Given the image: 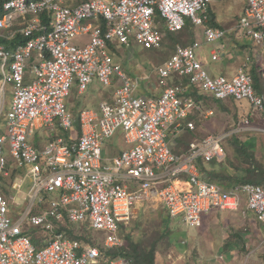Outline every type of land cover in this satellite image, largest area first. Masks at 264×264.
<instances>
[{"label": "built area", "instance_id": "1", "mask_svg": "<svg viewBox=\"0 0 264 264\" xmlns=\"http://www.w3.org/2000/svg\"><path fill=\"white\" fill-rule=\"evenodd\" d=\"M218 1L223 0H84L75 5H67V0H0V177L9 176L11 165L17 171L11 190L23 195V201L16 202L0 188V264H98L96 246H82L55 232L58 224H87L105 233L100 240L105 248H121L120 224L152 198L169 218H180L189 229L201 226L202 215L212 210L237 211L243 205L264 228L263 186L226 190L200 178L198 160L225 159L221 141L227 134L191 141L182 154L173 152L168 142L172 126L178 130L191 113L202 111L183 95V85H168L171 76L186 77L200 94L216 100H245L264 114V92L257 94L252 87L248 58L232 77L212 76L198 57L203 44L178 45L157 67L161 92L153 98L134 94L137 79L126 75L112 55L114 43L129 47L135 42L144 50H158L165 32L181 31L187 20L204 26L205 45L217 43L227 31L205 24L210 4ZM235 1L246 5L237 27L264 53V0ZM97 20L103 27L94 24ZM18 35L23 41L9 47ZM84 35L88 41L76 44ZM210 54L216 61L218 52ZM33 58V80L26 83ZM115 77L121 86L113 101L101 102L98 112L80 111L79 135L65 137L75 122L66 106L73 85L83 92L94 79L109 86ZM7 86L11 100L5 109ZM185 123L194 129L192 122ZM40 130H46L50 140L37 148L33 135ZM117 135L126 148L104 159L103 144ZM28 228L52 237L38 238L36 246ZM108 263L130 264L123 257Z\"/></svg>", "mask_w": 264, "mask_h": 264}, {"label": "rangeland", "instance_id": "2", "mask_svg": "<svg viewBox=\"0 0 264 264\" xmlns=\"http://www.w3.org/2000/svg\"><path fill=\"white\" fill-rule=\"evenodd\" d=\"M69 3L74 4L75 0H71ZM69 3L66 2L68 5ZM244 6L245 3L235 0H223L217 2L215 5L214 3L211 4L214 12L212 14L217 16L216 22L219 28L227 31L225 38L222 39L223 41H218L213 44L212 47L205 45V37L203 35L204 26H193L187 20L184 30L182 29L181 31L166 35L163 44L158 50H144L135 42H132L129 47L114 43L113 46L115 49H118V52L112 55L115 61L121 65L124 73H127L133 79L134 77H147L143 82H139L138 91H140L141 95H146L143 92L144 84H148L149 81H157V65L165 62L172 55L176 46H185L194 40L203 44L199 50V54H209V50L211 49H215L218 54H230L232 51H234L235 54H241V52L248 54L249 52L247 50L243 51V48H249L252 51L251 54H262L259 58V67L264 68L263 49L249 45L248 42L250 41L244 38L245 35L243 30L237 27ZM81 39V41L78 39L75 43L81 44L85 42L88 37L83 36ZM36 62L37 60L35 59L34 63ZM28 69L30 70V67ZM28 75L33 77L32 72L28 71ZM100 86V83L94 82L88 86L86 93L80 96H77V88L73 87L67 99L72 111L76 112L78 110L76 103L79 104L80 109L83 108L86 103H89L91 98L88 97V94L93 92L92 90H94L95 87L100 88ZM9 88L10 87L7 86L6 91L9 92ZM206 100L204 111H214V115L211 116L213 121L210 127H207L209 124L207 121L211 118L208 117V119H204L205 115H201V121L206 124L205 128H207V131L205 132L207 136L218 134L223 131L235 130L237 133L235 134V138L240 143L250 144L255 152L256 159L264 166V116H248L247 114L254 111L251 110V106L245 100L240 101V104L232 100L230 102L227 100L219 103L210 98H206ZM223 107L230 110L231 113L224 114L221 112ZM5 109H7V105ZM232 114L235 115V118H233ZM220 119L233 120L230 123L225 121L220 125ZM245 120H248L249 125L242 128V123ZM198 126H201L200 122H198ZM0 127L4 130L3 120H1ZM232 142L231 140L232 145L230 144V146H233L234 143ZM105 143L102 146V152H106ZM107 143L110 144L111 142L108 141ZM233 148L234 147L228 151L227 158L234 166H237L240 162L234 156ZM5 149L6 158L11 162V158L7 151V144H5ZM225 164L226 166H230L227 161ZM15 177L16 175L14 173L11 174V170H9V176L6 182L14 180ZM11 197H14L16 202L23 201L21 197L17 200L16 197L18 196L15 197L13 194H10L9 198ZM240 210L243 213L247 212L244 205L241 206ZM240 210L227 212L226 214L230 213L239 216ZM212 211L202 215V222L204 216L210 214ZM250 218H252V215ZM248 221L242 220L238 227L220 225L207 229L201 224V227L189 229L180 221V218H169L159 201L152 198L145 203L137 205L133 209L131 217L125 225L128 228L126 233L131 234L136 242L140 240L143 246L147 248L155 245L156 264H264V228L256 220L254 221V217L253 220L248 219ZM82 227L84 228L85 235L90 239L89 241L98 246L100 240L105 236V233L103 231L90 230L86 226ZM29 230H31V228H28V231ZM74 232L77 233L78 230L74 228ZM165 232H168V234H164ZM41 234L42 233L39 232L34 235L38 236V238L46 237L45 234ZM191 234H197L195 242L191 240ZM204 234L206 236L205 239L203 237ZM223 237H225L226 242L231 241V244H236L235 254H232L229 249L223 248V244H221L223 243ZM200 238L203 239V241L197 243ZM204 240H207V242ZM183 241L185 242L183 243ZM247 258H249L248 262H246Z\"/></svg>", "mask_w": 264, "mask_h": 264}, {"label": "crops", "instance_id": "3", "mask_svg": "<svg viewBox=\"0 0 264 264\" xmlns=\"http://www.w3.org/2000/svg\"><path fill=\"white\" fill-rule=\"evenodd\" d=\"M71 1V0H67V3H69V2ZM81 1H84V0H75V3L74 4H71V3H69V5H75V4H78L79 2H81ZM218 2H220V1H218ZM238 2V1H237ZM217 2H214V5L216 4ZM241 3H245V2H241ZM213 4V3H212ZM68 5V4H67ZM245 7H246V5L244 6V8H243V11H244V9H245ZM214 13L213 12V10H212V7H211V4H210V6H209V8H208V13ZM243 13V12H242ZM214 15V14H213ZM215 16V21H217L216 20V18H217V16L216 15H214ZM241 17V16H240ZM27 19H31V17H28V18H26V20ZM43 20H44V18H43ZM94 24H96V25H99V26H102L103 27V23L101 22V21H95L94 22ZM205 26H207V24L205 25ZM219 27V26H218ZM219 29H221V28H219ZM165 34H166V32H165ZM84 36H87V35H84ZM83 37V36H82ZM81 37V38H82ZM88 37V36H87ZM80 38V41L82 40ZM244 38H247L249 41H251L252 39L250 38V37H245L244 36ZM88 39H89V37H88ZM88 39L85 41V42H82L81 44H79V45H83V44H85L87 41H88ZM251 39V40H250ZM164 41V40H163ZM194 41H196V40H194ZM193 41V42H194ZM223 41V40H222ZM253 41V40H252ZM12 42H10L9 44H8V46L9 47H11V48H13L10 44H11ZM163 44V43H162ZM191 44V43H190ZM189 45V44H188ZM182 46V45H181ZM184 46V45H183ZM205 46V45H204ZM207 46H209V47H212L213 45H207ZM143 49V48H142ZM111 50H112V53L113 54H116V52H118V49H115L114 48V46H113V44L111 45ZM215 49H211V50H209V54H198V57H199V60H200V62H201V64H202V66L212 75V76H225V77H227V78H230V77H232L233 75H235V73L237 72V69H238V67L242 64V63H244L245 61H246V58H248V67L246 68V71H247V69L248 68H250V66H251V64L252 63H256V65H260V56L262 55V54H244V52L242 53L241 52V54H235V52L234 51H232V53H230V54H217V56H218V58H217V60L216 61H212V59H211V54H210V52H212V51H214ZM216 50H218V49H216ZM147 51H150V50H147ZM34 61H35V58H33L30 62H29V64H28V68L30 67V70L27 68V71H26V76H25V81H26V83H29V82H31L32 80H33V77L32 76H29L28 75V71L29 72H32V65L34 64ZM264 61V60H263ZM159 62V61H158ZM157 62V63H158ZM118 63V62H117ZM156 63V64H157ZM159 65H161V64H158L157 65V67H159ZM126 75H128L127 73H125ZM1 75V74H0ZM129 76V75H128ZM131 77V76H130ZM143 77V76H142ZM141 77V78H142ZM134 78H136L137 79V82H138V85L141 83V82H143L144 80H145V78H147V77H143L142 79L141 78H139V77H134ZM94 82H98L96 79H94L90 84H92V83H94ZM140 82V83H139ZM99 83V82H98ZM89 84V85H90ZM138 85H137V88H136V90H135V92H134V94L136 95V94H138L139 96H144V97H157V96H159L160 95V92H161V89L159 88V86H158V84H157V81L156 80H154V81H149V83L148 84H144V93L146 94V95H141V93H140V91H138ZM121 86V81H120V79L118 78V77H115V78H113V80H112V83H111V85H109V86H103L102 84H101V86H100V88L99 87H95V89L94 90H92L93 92H91V93H89L88 94V97H90L91 98V101L89 102V103H86V105L83 107V108H79L80 106H79V104H77L76 103V107L78 108V110L76 111V112H74V111H72V109H71V107H70V104L68 103V100L66 101V106H67V109H68V111L72 114V116H73V118H74V120H75V122H74V127H73V130H71V132L70 133H64V132H61V134L62 133H64V136L65 137H71V138H73V139H75L78 135H79V123H78V114H79V112L80 111H82V110H92V111H96V112H98V110H99V104L101 103V102H103V101H107V102H112L113 101V99H114V96H113V94H114V91H115V89L117 88V87H120ZM73 87H76L77 88V85H73ZM72 87V88H73ZM71 88V89H72ZM9 90V92L8 91H6V105H7V108H9V105H10V100H11V98H10V96H11V92H10V88L8 89ZM88 90V87H87V89L85 90V91H83V92H79L78 91V89L76 90V93H77V96H80V95H82V94H84V93H86V91ZM96 93V94H95ZM71 94V91H70V93H69V95ZM184 95V94H183ZM185 96V95H184ZM186 97V96H185ZM207 97H209V98H212V97H210V96H207ZM68 99V98H67ZM228 100V102H230L232 99H227ZM227 100H218L219 102H225V101H227ZM234 101V100H233ZM235 102V101H234ZM237 103V102H236ZM239 103V102H238ZM240 104V103H239ZM202 107V106H201ZM251 110L252 111H254V112H251V113H249V114H247L248 116H250V117H254V116H264V114H261V113H258V112H256L252 107H251ZM240 111H243V110H240ZM239 111V112H240ZM221 112H223L224 114H229V113H231V111L230 110H228V111H222L221 110ZM222 114V113H221ZM201 115H205V117H204V119H208V117L209 118H211L210 120H208L207 122L209 123L208 124V126L207 127H210V125L212 124V121H213V118L211 117V116H213L214 115V111H212V110H208V111H204V109L202 108V111L201 112H193V113H191L189 116H188V118H186L185 119V121H183V123H182V126H181V128L180 129H175L173 126L169 129V131H168V133H169V135H168V142H169V144H170V146H171V149L173 150V152H175V153H177V154H182V153H185L186 151H187V149H188V145H189V143L191 142V141H198V140H202L205 136H207V134H206V132L205 131H207V128H205V125L206 124H204L203 123V121H201ZM232 116H233V118H235V115L234 114H232ZM200 120V121H199ZM232 120L233 119H231V120H221L220 119V125H222L225 121H228L229 123L230 122H232ZM186 121H190V122H192L193 123V126H195L194 127V129L193 130H190V129H188L185 125H186ZM198 122H200L201 123V126H198ZM218 122V121H217ZM244 122V121H243ZM216 124H218V123H216ZM243 124V123H242ZM248 125H249V122H248ZM213 126V125H212ZM203 127V128H202ZM247 127V126H246ZM242 128H243V126H242ZM1 132H3V129H1V127H0V133ZM238 132V131H237ZM230 133V134H229ZM223 134H227V136L221 141V144H222V146L224 147V149H225V152H226V155H227V153H228V151H230L231 149H232V147L233 146H230V144H231V140L233 141L232 143H234V140H237L235 137V134H237L236 133V131L234 130H228V131H223V132H221V133H218V134H214V135H219V136H221V135H223ZM238 134H239V132H238ZM209 135V134H208ZM34 137H33V144H34V146L35 147H37V148H41V147H43L44 146V144L45 143H47L49 140H50V137H49V135H48V132L46 131V130H40V131H37V132H35L34 133V135H33ZM231 138H233V139H231ZM111 142L110 144H108L107 142ZM106 143H105V147H106V152H102V155H103V158L104 159H109V158H111L112 156H115V155H117V154H119L123 149H125L126 148V146H125V144H124V142H123V139H122V137H121V135H117V136H115V137H113V138H110V139H108V140H106L105 141ZM120 143V144H119ZM232 145V144H231ZM244 145H246L248 148H251L252 149V146H250V144L248 145V144H245L244 143ZM259 147V146H258ZM233 152H234V148H233ZM225 158H226V156H225ZM225 160V159H224ZM223 160V161H224ZM8 170H11V174H15V175H17V171L10 165L9 166V169ZM6 179H7V177H5V178H3V177H0V184L1 183H5V188H6V190H7V192H8V194L6 195V194H4L5 195V197L6 198H8V199H12V198H14V197H11V198H9L10 197V194H15L12 190H11V187H10V184L12 183V182H14V181H16V177L14 178V180H11V181H9V182H6ZM215 184V183H214ZM1 188V187H0ZM2 189V188H1ZM15 197H16V195H15ZM22 198L23 199V195H18V197H16L17 198V200L19 199V198ZM14 200H15V198H14ZM16 201V200H15ZM19 202V201H18ZM241 209V208H240ZM239 209V210H240ZM247 211V210H246ZM230 212H232V211H230ZM240 212V214H239V216L238 215H236V214H230V213H228V214H226L227 212H221V211H218V210H215V211H212L210 214H208V215H206V216H204V218H203V222H202V225L204 226V227H206L207 229H210V228H212V227H214V226H220V225H224V226H227V227H238V226H240V222L242 221V220H245V221H248V219H252L253 220V217H254V221L256 220V218H255V216L252 214V212H249V211H247L246 213H243V212H241V210L239 211ZM249 213V214H248ZM249 216H248V215ZM251 215H252V218H250L251 217ZM257 221V220H256ZM249 222V221H248ZM201 225V226H202ZM200 226V227H201ZM41 235H43V234H45V233H43L42 231H41ZM199 235V234H198ZM201 235V234H200ZM203 237H204V239L206 238V236H205V234L203 235ZM220 238V237H219ZM196 239H197V234H191V240L193 241V242H195L196 241ZM212 240V239H211ZM213 240H215V239H213ZM220 240V239H219ZM203 241V239H199V242H197V243H201ZM205 242H207V240H204ZM223 243H221V244H223V248H225V249H229V251L232 253V254H235L236 253V251H235V249H236V244L235 243H232L231 244V241H227L226 242V240H225V237H223ZM225 241V242H224ZM185 241H183V243H184ZM238 247V246H237ZM252 256V255H251ZM250 256V257H251ZM232 259H234V258H232ZM248 259L249 258H247V260H246V262H248ZM232 262V261H231ZM230 262V263H231ZM98 264H107V262L106 261H103V260H100L99 262H98ZM109 264V263H108Z\"/></svg>", "mask_w": 264, "mask_h": 264}, {"label": "trees", "instance_id": "4", "mask_svg": "<svg viewBox=\"0 0 264 264\" xmlns=\"http://www.w3.org/2000/svg\"><path fill=\"white\" fill-rule=\"evenodd\" d=\"M157 16L158 15L156 14V18ZM208 17L209 19L206 22V27L219 29L218 24L215 21V16L209 12ZM166 35H169V33H166L165 37ZM22 41L23 39L21 38V36L18 35L17 38L10 45L14 47ZM192 42L193 41H191V43ZM248 44L257 47L252 40L248 42ZM244 50H247L249 52L248 54L252 53L249 48H243V51ZM259 66L260 65H256V63H252L250 68H248L246 72L251 77L252 87L254 91L257 94H262L264 92V68H261ZM179 84L185 87L184 95L186 97H191L197 104L202 106V108L204 109L206 105L205 103L207 102L206 98L209 97H207V95L200 94L198 88L196 86L190 85L186 77L171 76L168 80V85L175 86ZM214 101L219 103V101L216 99H214ZM222 111H228V109L223 107ZM233 147L235 154L234 156L239 160V165L234 166L232 162L227 158V155L225 160L220 162L212 161L210 163H205L202 160H198L197 169L200 178L207 183H215L217 185H220L226 190L234 186L243 184H254L264 187V166L260 164L256 159V155L253 149L248 148L246 145L240 143L238 140H234ZM226 161L230 166H226ZM0 187L2 188V192L7 195L8 192L5 188V183H1ZM82 226H86L87 228H89L87 224H68L65 220H63L58 224V227L56 228L55 232L64 233L67 237L79 241L82 246H96L100 254V259L106 261L107 264L110 260L117 257H123L127 259L130 264H156L155 245H152L151 247L147 248L143 246L140 240L136 242L131 234L126 233V230L128 228L125 224H120V235L124 240V245L121 248H105L102 245L101 241L97 246V244H94L93 242L89 241L90 239L87 235H85V231ZM74 228L78 230L77 233L74 232ZM38 231L41 232V230L39 229L31 228V230L26 232L31 237L32 243L36 246L39 244V242L38 236L34 234L39 233ZM164 234H168V232H165ZM45 235L47 238L52 237V235L47 233Z\"/></svg>", "mask_w": 264, "mask_h": 264}, {"label": "clouds", "instance_id": "5", "mask_svg": "<svg viewBox=\"0 0 264 264\" xmlns=\"http://www.w3.org/2000/svg\"><path fill=\"white\" fill-rule=\"evenodd\" d=\"M170 34V33H169Z\"/></svg>", "mask_w": 264, "mask_h": 264}]
</instances>
